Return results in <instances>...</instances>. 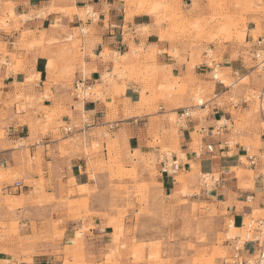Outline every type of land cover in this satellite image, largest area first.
Masks as SVG:
<instances>
[{
    "label": "rangeland",
    "instance_id": "1",
    "mask_svg": "<svg viewBox=\"0 0 264 264\" xmlns=\"http://www.w3.org/2000/svg\"><path fill=\"white\" fill-rule=\"evenodd\" d=\"M125 1L128 7L135 6L138 13L151 12L154 14L157 18L156 24L161 38L169 39L173 43L175 55L179 56L182 51L188 49L192 56L190 66L206 64L212 70L210 80L213 82L202 87L196 86L194 80L186 85L179 79L173 78L169 82L160 83L155 87L154 83L157 80L155 65L139 61L127 65L128 55L120 60L115 57L114 60L119 68L114 70V74L104 76V82L113 84L116 83V80L125 82L127 79L139 78L145 85L142 94L149 91L151 96L146 101L143 98L138 106L147 107L149 113L159 112V106L154 104L160 99L168 101L169 97L173 95L177 96L178 100L176 99L174 104L180 109L195 107L199 103L198 98H202L200 103L207 102L210 106L209 100L212 99L213 85L218 82L214 79V71H216L217 63L220 64L222 61V49L227 44H231L238 50L241 49L251 76L235 80L231 70L217 69L219 71L218 79L224 80V86L232 89L230 95H226L222 99L234 105L230 114L234 118L235 127L232 126V123H227L228 127L233 129L228 139L232 147L235 143L245 146L249 156H262L263 166L258 167V173L264 176V69L256 67L257 64L253 62L251 55L254 41L258 37L264 36V0H193V6L190 8L185 6L186 0ZM204 3L207 6H202ZM12 9H14V4L10 0H0V31L9 33L12 29L19 28L20 19L15 16ZM68 13L72 14L70 11ZM79 16L84 19L86 10L79 11ZM250 16H254L253 22L256 23V30L253 32H248ZM77 35L76 31L74 35L69 34L62 40H56L45 38V34H41L37 38L26 31L22 32L18 44L19 48L35 51L34 58H36L39 48L44 49L43 53L45 54V49H47L45 47H49L50 51L47 54L55 56L56 60L54 72L60 73L58 74L59 78L54 81L66 86L70 91L66 93V99L77 101V111L82 113L84 95L80 94L78 89L82 86L83 90H87L88 86L80 85L77 89L76 86L73 87L70 80V82L65 80L72 75L75 66L83 64V55L80 51L82 41H78ZM50 39L53 40V43ZM209 44L215 46L214 51L209 48ZM6 47L5 44H0V57H2L0 66H5L8 74L26 72L28 74L26 84L33 83L37 76L30 69L31 60L8 53ZM152 53L155 55L156 50ZM102 54L105 60H110L113 56L108 50H104ZM130 54H132V58L137 59L144 53L141 48H133ZM153 54H150L149 57L151 58ZM7 58H11L10 62H7ZM58 61L60 62L57 63ZM88 91L91 95L87 96L85 100H96L102 97L100 86L94 89L90 88ZM48 97L47 94L38 97L28 96L26 100L42 102ZM21 98L18 97V103ZM243 100L246 103L244 110L240 105ZM237 105L240 108H235ZM209 106L205 112L199 108L196 110L193 108L192 118H205L210 111ZM19 109L29 114V109L26 106ZM135 113L142 114L138 111ZM132 114L131 112L126 113L127 116ZM83 118L82 121L78 120L73 123L79 130L82 129L81 124L85 122L86 118ZM162 118L163 122L170 123V129L163 130V136H160L162 134L157 130L153 131L152 142L149 143V148H159V153L142 154L140 151L131 153L124 141L122 144H117L111 140V133L108 129H100L97 133L84 135L82 138L78 136L72 140L73 143H81L88 136L97 138L85 145L87 172L93 183L91 186L77 187L75 180L71 178L66 189H62V195L56 198L54 195L47 196L45 194V182L41 179L40 183L35 182L37 183L36 197H24L23 192L17 190L14 191L21 193L20 199L12 198L4 192L3 197L0 193L1 206L6 207L8 213L12 215L18 207L33 205L45 210L46 206L52 205V214L61 216L60 219L52 220L53 222L50 223L53 232L50 238L48 236L38 238L35 235L37 231L35 223H32L31 228V232L34 234L27 236L21 233L20 220L14 218L8 222H0V257L6 255L10 259L0 260V264L16 262L32 264L33 257L40 253L36 251L38 244L53 245L58 254L64 255L63 264H95L87 259L91 255L87 252L76 254L69 246L64 249L65 251L63 250L64 252L59 249L63 235L61 227L65 220L84 221L92 216L107 219L108 226L113 231L112 246L103 252L104 262L100 264H230L232 245L229 244L231 242L227 238L233 239L241 235L244 240L246 234H250L251 240L259 237L257 222L264 220V203L258 207V203L250 199L246 203L238 204V208L246 206L251 209V212L245 213L243 224L237 223L240 227L244 226V230L233 231L230 227L233 218L227 210L230 203H219L211 197L216 194L213 188L217 184V180L220 179L218 173H215L218 175L217 179L214 177L216 180H210L204 185L199 165H192L188 172L178 170L172 175L177 178L175 185L172 184L167 190H164L158 181V178H162L160 176L161 168H158L162 162L160 157L165 153L172 154L173 157L178 158L180 167L181 160L185 158L178 140L179 129H181V125L178 123V114L174 111ZM224 123L226 122L223 120L219 125ZM48 124L53 125V132L60 138V130L61 127L64 128L65 123L56 122L52 113L48 114L47 123H43L41 120L30 122L33 130L41 134H46L49 130ZM241 131L252 134L251 138ZM239 133L241 135H238ZM205 135H193V149L198 154L207 149V146H204L205 144L202 142ZM237 136H239L238 139H236ZM38 159L36 161H39ZM242 161L246 167L249 165L246 158H243ZM28 162L32 163L30 159ZM81 168L84 171V166ZM250 173L252 174L250 185L253 186V181L258 177V173ZM17 181H23L25 185L34 183L26 180L23 174L17 172L0 174L2 190L5 187H12ZM92 205L99 206L100 211L92 210ZM91 226L90 223L77 228L74 242L77 248L81 246V249H84V235ZM44 230H48V228ZM78 237L81 238L78 240ZM251 245L248 247L249 249Z\"/></svg>",
    "mask_w": 264,
    "mask_h": 264
},
{
    "label": "crops",
    "instance_id": "2",
    "mask_svg": "<svg viewBox=\"0 0 264 264\" xmlns=\"http://www.w3.org/2000/svg\"><path fill=\"white\" fill-rule=\"evenodd\" d=\"M10 1L14 4L12 12L20 19V26L18 29H12L9 33L0 31V44L7 46L8 53L31 60L30 69L34 71L37 78L33 83L26 84L28 79L26 72L8 74L5 66H0V174L17 172L23 174L26 180L34 182L31 185H25L21 181L26 186L22 191L24 197H36L37 183L35 182L40 183L41 179L45 182V194L47 196L54 195L56 198L62 195V189H66L71 178L80 188L93 184L87 172L85 145L97 138L88 136L81 143H73L72 140L78 136L82 138L84 135L97 133L100 129H108L111 133V140L117 144H122L124 141L131 153H139V151L142 154L159 153V148H149V143L152 142V132L157 130L162 134L163 130L170 129V123L163 122L162 117L168 116L174 111L179 114L181 109L174 104L177 96L169 97L168 101L158 100L154 104L160 108L156 114L149 113L147 107H139L143 98L146 101L151 96L149 91L142 94L145 85L139 78L134 77L125 80V82L116 80V83L113 84H108L103 80L104 76L114 74V70L119 68L114 60L115 57L120 60V58L129 56L126 60L127 65H132L136 61L155 65L157 78L154 83L155 87L160 83H167L173 78L179 79L186 85L194 80L196 86L202 87L213 82L210 80L212 70L206 64L190 66L192 56L188 49L182 51L179 56L175 55L173 43L169 39L161 38L160 31L157 29V18L154 14L151 12L138 13L135 6L128 7L125 0ZM185 2V6L188 8L193 6V0ZM202 6H207V4L204 3ZM81 10H86L84 19L79 16ZM68 11L72 14H69ZM253 18L254 16H250L248 32L256 30ZM26 31L37 38L41 34H45V38L53 37L56 40H62L69 34L74 35L77 31L78 41H82L80 51L83 55V64L75 66L72 75L65 80L66 82L71 81L73 87L84 85L94 89L100 86L102 97L96 100H84L83 112L77 111L76 104L78 102L69 101L65 97L66 93L70 91L66 86L54 81L59 78L58 74L60 73L54 72L56 60L55 56L47 54L50 51L49 47H45L47 48L45 54L43 53L44 49L39 48L36 58L33 56L35 51L19 48L18 41L22 32ZM38 41L40 42V40ZM208 46L212 51L215 50L214 45L209 44ZM133 48H141L144 54L138 56L137 59L132 58L130 53ZM104 50L113 54L110 60H105L102 54ZM155 50L156 54L154 55L152 52ZM150 54H153L151 58ZM10 60L11 58H7V62ZM221 60L220 68L231 70L233 79L239 80V78L251 76L241 49L238 50L231 44L225 45L222 49ZM50 63H52L51 66ZM213 87L212 99L209 100L211 102L210 111L207 116L205 118H190L187 121V126L179 129V145L185 158L181 160L179 171L188 172L192 165H199L201 174L210 173L217 179L218 175L215 173H218L220 179L217 180V184L213 188L216 194L211 197L219 203H230L227 210L233 218L232 222L235 227L240 228L237 223L243 224L245 213H250L251 209L246 206L238 208V204L246 203L250 199L257 202L258 207L264 203V176L258 173V167L263 164L262 162L257 166L249 164L246 167L242 161L243 158L248 160L249 157L246 154V147L239 143H235L234 147L231 146L228 137L232 134L233 129L229 128L227 123L230 122L235 127L234 118L230 114L234 105L222 99L226 95H230L232 89H229L228 86H220L218 82L214 83ZM46 94L49 97L42 102L26 100L28 96L38 97ZM18 97H22L19 103ZM240 105L244 110L246 107L244 100ZM22 106L29 109V114L19 109ZM235 108L240 107L237 105ZM136 111L142 112V114H136ZM127 112L133 114L127 116ZM51 113L56 122L65 123L64 127L75 121H82L83 117L86 118V122H83L84 126L81 130L78 128L74 130L75 134L64 132V128L61 127L60 138L53 132L54 127L50 124H48L49 130L46 134L36 133L30 126V122L41 120L43 123H47L48 114ZM155 118L158 120H153ZM223 120L226 123L219 125ZM194 134L199 136L206 134L202 138V142L205 144L204 146L213 145V151L210 153L205 151L202 154L194 151ZM238 138L239 136L236 139ZM201 149L203 150V147ZM37 158L39 161H36ZM28 159L32 163H29ZM83 166L84 171L81 168ZM158 168L160 169L161 166ZM250 172L258 173V177L253 181V186L250 185V177H252ZM160 176L162 178H158V181L164 190H167L172 184L175 185L177 179L175 176L163 174ZM14 190L10 187H5L2 190L0 187L3 197L4 193H8L10 197L20 199L22 192L17 193ZM1 202L0 198V222H8L14 218L20 220L21 233L27 236L34 234L31 232V228L32 223H35L37 228L35 235L38 238L42 236L50 238L53 233L50 223L61 218L59 215L52 214V205L46 206L45 210L33 205L18 207L12 215L8 213L6 207L1 206ZM92 210L100 211V207L92 205ZM90 223L92 226L84 235V249H81V246L77 248L74 244L77 228ZM47 228L48 230H44ZM61 228L63 229L62 243L59 248L61 252H64V249L69 246L76 254L86 252L91 254L87 259L95 264L104 262L102 254L108 250L109 246H112L111 236L113 235L107 219L95 216L84 221L67 219ZM80 238L78 237V240ZM257 248L258 245L252 244L250 250L253 251ZM36 251L40 253L33 257L32 264H63L64 255L58 254L51 244H38ZM0 260L10 259L6 255H2Z\"/></svg>",
    "mask_w": 264,
    "mask_h": 264
},
{
    "label": "built area",
    "instance_id": "3",
    "mask_svg": "<svg viewBox=\"0 0 264 264\" xmlns=\"http://www.w3.org/2000/svg\"><path fill=\"white\" fill-rule=\"evenodd\" d=\"M83 32H85L83 30ZM252 56L253 59L258 62L256 63L257 66H263L264 64V36L258 38L256 41H254V44L252 45ZM261 60V61H260ZM261 66V67H262ZM220 84V83H219ZM80 85H78L76 88L78 89ZM82 100H85L84 98ZM205 108V105L199 106ZM192 116H190L189 108L187 109H181L179 114H178V123L181 125V127H186L187 126V120L190 119ZM185 121V122H183ZM86 122V121H85ZM84 122V123H85ZM77 129L74 127V130ZM73 130V131H74ZM70 132L71 129H70ZM264 138V136H263ZM211 146L207 147V152H212L213 149L210 148ZM247 154V153H246ZM249 156V155H247ZM162 159V156L160 157ZM262 156H249L248 157V162L252 166H257L262 162ZM168 158L167 155L165 154L162 162H161V172L163 175L166 176H171L174 175L178 169V161L177 159H174L172 165L170 167L167 166ZM11 189H15L19 192L23 191L26 186L23 184L21 181H17ZM257 225L259 226L258 228V234L259 237L251 240L250 237L245 238L244 240L241 237V235H238L237 237L231 239L227 238L229 240V244L232 245V255H231V262L230 264H264V220H261L257 222ZM251 244L253 245H258V249H255L251 252V250L248 248ZM13 264H20L18 262L13 263Z\"/></svg>",
    "mask_w": 264,
    "mask_h": 264
},
{
    "label": "bare ground",
    "instance_id": "4",
    "mask_svg": "<svg viewBox=\"0 0 264 264\" xmlns=\"http://www.w3.org/2000/svg\"><path fill=\"white\" fill-rule=\"evenodd\" d=\"M93 15V14H92ZM53 27V26H52ZM260 37H262V36H260ZM260 37H258V38H260ZM53 38V37H52ZM257 38V39H258ZM256 39V40H257ZM49 40V39H48ZM51 40V42L53 41L52 39H50ZM58 42V41H57ZM53 43V42H52ZM252 48H253V46H252ZM252 48H251V50H252ZM207 54V53H206ZM252 55V54H251ZM209 56V55H208ZM252 60H253V62L254 63H258V62H256L254 59H253V56H252ZM261 61V60H260ZM264 64V63H263ZM50 66L52 65V63H50L49 64ZM262 66V65H261ZM261 66H259V68H263L264 69V65L261 67ZM218 68H220V64L219 63H217V67H216V71H214V79L215 80H218V83H220V86H222V85H224V81H220L218 78H219V76L217 75V73L219 72L217 69ZM34 77V76H33ZM88 90H90V88H88L87 87V90L85 89V90H83V87L81 86V88H79L78 89V91L80 92V94H83L84 95V99H86V97L87 96H90L91 95V93H89V91ZM199 100V103H197L196 104V106L195 107H193L194 109H196V108H199V109H201L202 111H204L205 112V110L208 108V104H207V102H205V103H200V101H201V99L202 98H198ZM202 105H205V108H203V107H199V106H202ZM187 108H189V107H187ZM186 108V109H187ZM193 108H189V112H190V116H192L193 117ZM191 117V118H192ZM188 121V120H187ZM183 122H185V121H183ZM81 126H84V123H82L81 124ZM74 127L75 128H77V126H75V124H71V125H66L65 127H64V132H67V133H69V134H72V133H74L75 131H73L74 130ZM70 129H71V131L72 132H70ZM207 147L208 146H211L210 148L211 149H213V145H211V144H209V145H206ZM206 151H207V149H206ZM247 152H248V150H246ZM202 153H205V152H201V154ZM166 155H167V158H168V162H167V166L168 167H170L171 165H172V163H173V161H174V159H177V161H178V158L176 157V156H172V154L170 155V154H168V153H165ZM164 154V155H165ZM164 155H162V159H163V157H164ZM178 163V165H179V168H180V163H179V161L177 162ZM179 170V169H178ZM161 171V170H160ZM161 174H162V172H161ZM201 176H202V178L204 179V181H203V184L204 185H206L207 184V182H209L210 180H212L213 181V179H214V177L210 174V173H207V174H201ZM215 180V179H214ZM209 186V185H208ZM232 222V221H231ZM230 227H231V229L234 231H242V230H244V226H242V227H240V228H237V227H235V225H234V223L232 222L231 224H230ZM247 237H250V234H247L246 236H245V238H247Z\"/></svg>",
    "mask_w": 264,
    "mask_h": 264
}]
</instances>
